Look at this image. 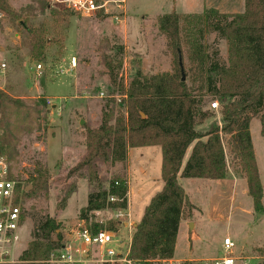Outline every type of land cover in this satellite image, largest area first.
Returning a JSON list of instances; mask_svg holds the SVG:
<instances>
[{"label": "trees", "instance_id": "16d2710c", "mask_svg": "<svg viewBox=\"0 0 264 264\" xmlns=\"http://www.w3.org/2000/svg\"><path fill=\"white\" fill-rule=\"evenodd\" d=\"M37 12L49 14L58 24L71 11L50 0H32L31 6L16 11L8 0H0V15L23 30L25 43L36 60L44 55L48 42L45 28L29 22ZM156 26L172 56V72L146 74L138 68L125 83L121 75L123 47L105 56L110 96L102 108L100 124L86 131L83 157L68 173V177L86 179L90 187L80 220L93 233L101 229L118 232L125 222L113 218L106 225L97 223L95 213L126 210L128 181L114 177L104 187L101 167L126 162L129 149L161 147L163 188L151 199L132 231L130 258L139 264L174 258L180 223L193 218L196 207L179 178L225 180L231 169L246 181L255 213L264 212V189L250 131L251 121L257 118L264 136V0H245L242 13L210 8L196 14H165L157 18ZM211 32L227 42L226 65L215 59L216 52L211 53L206 43ZM179 51L185 57V81ZM116 95L121 97L120 103ZM208 99L218 101L222 125L213 123L201 133L197 127L214 116L204 109ZM45 104L41 99L33 107L27 106L0 89V129L3 150L10 161L18 156L19 142L41 126L39 106ZM13 178L25 183L23 203L31 194H48L49 170L39 160L28 179L24 181L21 172ZM29 185L33 187L31 193L26 192ZM75 191V185L66 191L64 205ZM32 238L19 261L10 264H53L51 255L64 248L60 225L54 218L42 221ZM259 251L264 256V248Z\"/></svg>", "mask_w": 264, "mask_h": 264}, {"label": "rangeland", "instance_id": "374dc122", "mask_svg": "<svg viewBox=\"0 0 264 264\" xmlns=\"http://www.w3.org/2000/svg\"><path fill=\"white\" fill-rule=\"evenodd\" d=\"M8 2L16 11L32 5V0ZM96 2L106 5L105 8L85 17L71 11L58 24L47 13L37 12L30 16L28 19L32 26L45 28L48 41L44 55L37 60L25 43L23 30L17 23L0 15V64L6 65L0 68V89L27 106L33 107V103L41 99L46 101L45 105L39 106L42 111L41 126L19 142L16 149L18 156L11 161L13 176L21 172L24 181L29 178L38 160L49 170L48 194L26 197L25 226L12 263L19 261L20 254L33 239V232L46 218H54L60 225L65 251L71 245V252L76 254L75 250L81 247L76 235L84 225L80 220V211L87 206L90 187L86 179L68 177V173L83 157L86 131L100 124L102 108L110 96L104 57L123 47L120 57L123 59L121 75L125 83L133 78L138 68L146 74L172 72V56L156 26L159 16L174 12L196 14L210 8L222 13H242L245 9V0ZM206 43L211 53L216 52V60L228 64L225 40L211 32L206 36ZM73 57L76 58V67H71ZM39 63L42 69L37 71ZM115 98L120 103L121 97L116 95ZM208 100L204 109L214 113V116L197 127L201 133L208 131L213 123L222 125L220 108L213 109L211 103L214 101ZM256 119L250 131L264 189V136L261 135V124ZM130 158L113 167L102 166L100 172L104 187L114 177H123L129 182L125 213H129L131 218L130 221L127 217L120 220L125 223L129 221L132 226L131 229L129 225L122 226L116 232L117 238L122 241V244L114 245L117 250L128 243L134 224L140 222L145 208L163 186L162 150L159 146L132 148ZM229 172L232 173L229 178L232 181L224 186L220 185L222 182L214 180L197 182L179 178L199 210L194 214L192 227L183 222L176 258L208 260L221 257V240L228 230L235 243L233 254L238 259L237 264H244L242 259H248L252 264L263 263L264 256L259 250L264 248V212L255 213L253 201L247 194L246 181L231 169ZM196 183L202 185L195 189L190 187ZM74 185L76 191L64 205L66 191ZM21 186L24 188L25 183H21ZM32 189V185H29L26 191L31 193ZM115 214V210L96 212L94 221L106 225L115 218Z\"/></svg>", "mask_w": 264, "mask_h": 264}, {"label": "built area", "instance_id": "2783aa9c", "mask_svg": "<svg viewBox=\"0 0 264 264\" xmlns=\"http://www.w3.org/2000/svg\"><path fill=\"white\" fill-rule=\"evenodd\" d=\"M53 4L62 5L66 9L78 13L81 16H90L98 10L104 9L106 5L98 4L96 0H51ZM2 63L0 68H5ZM71 67H76V58L71 59ZM37 71L42 69L39 63ZM213 109L219 108L218 101L211 103ZM3 131L0 129V264L13 262L18 247L21 244V232L25 226V210L23 203L24 188L21 183L13 178L11 161L3 150ZM115 201L114 198H110ZM126 210H115V219L124 217L131 218ZM125 223L132 226V223ZM83 226L77 231L76 240L80 242V248L71 252V245L51 255V263L64 264H139L130 258L132 234L130 232L128 243L125 247L114 245L122 244L117 238L116 232L101 229L93 233L86 222L82 220ZM21 248V247H20ZM19 248V249H20ZM235 243L230 237L222 241L223 255L215 259L182 261L175 258L156 260L154 264H237L238 259L234 256ZM244 264H252L248 259H242ZM258 264V263H255Z\"/></svg>", "mask_w": 264, "mask_h": 264}, {"label": "crops", "instance_id": "0c3cea01", "mask_svg": "<svg viewBox=\"0 0 264 264\" xmlns=\"http://www.w3.org/2000/svg\"><path fill=\"white\" fill-rule=\"evenodd\" d=\"M2 64V63H1ZM0 64V65H1ZM254 120V119H253ZM253 120L251 121V124H252V122H253ZM258 119H256V121H257ZM259 121V120H258ZM251 126V125H250ZM152 147V146H151ZM160 147V146H159ZM161 148V147H160ZM191 149H192V146L189 148V150L187 151V154H186V156H185V160H184V163L186 162V160L188 159V157H189V155H190V153H191ZM256 156V155H255ZM131 149H129V152H128V159L129 160H131ZM257 160V159H256ZM258 164V163H257ZM259 168V167H258ZM230 176H232V173L229 175V177L227 178V179H225V180H214V181H218V182H222V184H220L221 186H224V184H226V183H228V182H230V181H232V179H229V178H231ZM233 179H235V178H233ZM188 180H194V181H197V180H206V179H188ZM180 182V181H179ZM198 182V181H197ZM129 183V182H128ZM180 184H181V182H180ZM201 185H202V183H200ZM199 183L197 184H195V185H190V187H193L194 189L195 188H197L196 186H199L200 185ZM164 185V184H163ZM182 185V184H181ZM200 185V186H201ZM183 186V185H182ZM195 186V187H194ZM162 188H163V186H162ZM184 188V187H183ZM184 190H185V192L187 193V195H188V197H189V199H190V201H191V203L192 204H194L196 207H198L197 206V204L195 203V201L193 200V198L190 196V194H189V191H188V189L186 190L185 188H184ZM129 192H130V190H129ZM129 192H128V194H129ZM199 210V208H196V210L194 211V214H195V212L196 211H198ZM193 218H194V215H193ZM193 218L191 219V220H182L181 221V223H180V227H179V232H178V236H177V241H178V238H179V235H180V232H181V229H182V225H183V222H186V224H191V223H193L192 221H193ZM137 223H135L134 224V226L136 225ZM193 225H194V223H193ZM126 226V225H125ZM195 226H196V223H195ZM225 237H230L231 239H232V235H231V232L230 231H226L225 232V234H224V236H223V239L225 238ZM222 241L223 240H221V244H222ZM176 246H177V243H176ZM222 246V245H221ZM174 258L175 259H178V260H182V259H179V258H176V249H175V254H174ZM210 259V258H209ZM214 259V258H213ZM190 261V260H203V258H191V259H185V260H182V261Z\"/></svg>", "mask_w": 264, "mask_h": 264}, {"label": "water", "instance_id": "95a60500", "mask_svg": "<svg viewBox=\"0 0 264 264\" xmlns=\"http://www.w3.org/2000/svg\"><path fill=\"white\" fill-rule=\"evenodd\" d=\"M179 66H180V70H181L182 81H185L186 75H185L184 66H183V56H182L180 51H179ZM27 191H28V189H27ZM192 226H193V223L190 224V227H192Z\"/></svg>", "mask_w": 264, "mask_h": 264}]
</instances>
